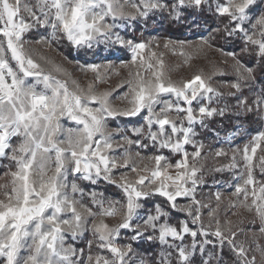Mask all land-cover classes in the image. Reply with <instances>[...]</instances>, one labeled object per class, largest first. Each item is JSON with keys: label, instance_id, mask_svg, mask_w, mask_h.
Masks as SVG:
<instances>
[{"label": "snow or ice", "instance_id": "obj_1", "mask_svg": "<svg viewBox=\"0 0 264 264\" xmlns=\"http://www.w3.org/2000/svg\"><path fill=\"white\" fill-rule=\"evenodd\" d=\"M204 5L209 10L214 5V13L227 23L201 36L197 47L212 48L217 39L240 41L239 53L216 49L225 64L232 62L235 74L224 92L212 86L211 77L200 74L173 81L165 75L163 59L152 50L161 47L159 41L137 40L120 31L135 23L147 27L155 23L156 13L166 12L178 22L182 9ZM41 30H50V37L41 34L34 42L24 38ZM0 37L4 38L0 40V160L10 161L5 175L11 177L10 183L0 184V264H152L134 247L141 240L161 245L155 264H196L197 255L200 264H224L226 247L236 264H258L245 242L238 241L245 234L244 220L236 225L227 219L221 222V193L214 194L215 205L211 199L198 198L207 183V157L202 155L205 144L196 139V126L206 128L207 120L225 116L231 110L227 104L211 106L214 98L225 97L235 98L232 107L238 117L261 124L242 147L215 150V157H229V151L231 155L229 163L211 171L233 173L234 191L225 216L243 208L252 214L248 223L259 221V234L264 236V84L256 87L264 77V0H173L171 4L167 0H0ZM61 38L75 48L103 43L131 53L129 64L137 71H129V91L122 97L125 107L112 105L110 93H96L91 84L87 91L79 85L70 90L26 48L30 43L50 46ZM186 43L165 40L162 47ZM244 56L251 57L252 66ZM99 67L86 66L93 73ZM138 116L143 120L138 126L109 127L110 121ZM147 149L155 154L142 156L140 150ZM165 150L180 158L173 163ZM134 156L147 159L152 167L130 166ZM129 167L135 179L127 173L115 176V170ZM78 181L113 184L123 199L86 191ZM153 197L162 200L148 208ZM204 209H208L207 224ZM173 213L186 218L172 223ZM117 217L114 224L105 219ZM122 230L131 233L123 244L118 243ZM85 233H91L85 248L67 243L68 236L76 241ZM257 250L259 264H264V247L257 245Z\"/></svg>", "mask_w": 264, "mask_h": 264}, {"label": "rangeland", "instance_id": "obj_2", "mask_svg": "<svg viewBox=\"0 0 264 264\" xmlns=\"http://www.w3.org/2000/svg\"><path fill=\"white\" fill-rule=\"evenodd\" d=\"M168 2V1H167ZM169 3V2H168ZM159 13H156L157 15ZM166 14V12H165ZM154 15V16H155ZM153 16V17H154ZM121 34L123 35L127 32L128 36H134L137 40H147L149 38H155L159 41L161 47L155 48L153 46L152 50L156 51L157 54L164 61V72L165 75L170 77L175 82L186 81L192 79L196 74H200L204 79H210V83L213 87L219 89L221 92L227 91L226 83L232 82L235 80V74L231 68V61L228 64L224 63V57L222 54L217 51L218 47L209 48L204 46L203 49L197 47L200 43V37L206 36V32L202 31L200 33L189 36L187 39H172L164 37L160 32H155V30H149L147 27L135 23L133 28L120 29ZM45 35L50 37L49 32L40 33L35 31L25 34V39L34 42L40 39V35ZM0 40H4L3 37H0ZM165 40H172L175 42L186 41L187 43L184 46L177 44L175 48L171 47L169 49H164L162 47ZM69 43L65 39H57L51 42V45L46 44H36L30 43L26 45V48L29 49V54L31 57L38 63H40L46 71H50L53 76L61 81H66L70 90H74L76 85H79V88L84 91L88 90L89 85H92L93 91L96 93L109 92L110 103L117 107H125L126 101L122 99L126 93H128L129 88L126 83L129 77V71L136 72V67H133L129 64L131 60V53L125 49L119 47H113L110 45L94 44L91 49L88 48H75L76 53L70 57L66 53V48ZM6 47V42H5ZM155 63V60L151 61ZM13 66H14V62ZM96 64L100 65L97 69V73H93L90 70H87L86 66ZM125 64H129L128 67H125ZM60 68V71H55L56 67ZM147 64L145 63V68ZM142 75H147L144 69H140ZM223 73V74H221ZM97 75L100 76V80H97ZM101 80L103 82H101ZM75 82V83H73ZM248 90L246 89L244 95H248ZM171 98V97H165ZM174 99V98H173ZM224 100L233 101L235 105L236 100L232 97H225ZM206 102V101H205ZM218 101L214 98L211 106H217ZM232 103V102H231ZM216 104V105H215ZM195 106V104H194ZM127 119V118H126ZM133 121H124L122 118L119 121H110L109 127H116L117 123L124 125L125 127L138 126L143 123L141 117H132ZM208 121V120H207ZM66 126H73L65 122ZM244 129L237 128L235 131L227 134L223 137L210 136L209 133H206L205 128H201L199 125L196 126V131L198 133L196 139L202 141L205 144L202 155L206 156L207 159L204 161L205 164V177L207 180L206 185H204L198 191V198H204L205 202H208L211 199V203L215 205L214 194L220 192L222 195L220 219L223 223L225 219L231 220L233 225H236L240 220H244L242 227L245 229V234H240L238 236V241L245 242L246 246L250 248L249 256L255 254L257 256V262L259 264L260 253L257 250V245L264 247V236H260L259 228L260 224L257 221L255 224L248 223L253 217L252 214L245 211L243 208H236L232 211L236 212V215H232L230 211L227 216H225L224 209L228 204L229 199L231 198V193L234 191V188L230 186L232 182L233 173L230 171H224L222 173L212 172L213 167H219L221 165L229 163L231 152L229 151V157H215L214 152L218 148H224L225 150H230L233 146L242 147L247 143L252 135H249L248 132L244 133ZM231 139L229 140V136ZM254 135V134H253ZM13 143H17L14 139ZM189 152H192L194 149L191 145L186 146ZM133 153L137 149H132ZM141 155L144 157L155 154L154 149L140 150ZM164 155L169 156V158L174 163L179 156L172 155L167 150L163 152ZM259 154V150H258ZM115 155L119 158L122 155V152L118 151ZM10 161L6 160L0 167L3 169L0 172V184L10 183L11 177L6 176L5 173L9 171L8 167ZM134 164L138 168H143L147 165L149 168L152 167V164L147 159L140 160L134 156L133 161L130 163ZM11 170H15V166L12 165ZM120 173H127L130 179H135L136 174L132 173L129 168H120L115 170L114 174L116 177H119ZM71 180V177H69ZM86 191L95 189L96 191L103 192L108 199L111 200H122V193L119 196H110L104 189H102V183L108 184L104 181H100L97 185H90L86 181H78ZM113 185V184H108ZM115 186V185H113ZM116 187V186H115ZM119 189L118 187H116ZM120 190V189H119ZM121 192V190H120ZM3 196L0 194V199ZM154 202L159 203L162 198L153 197ZM182 203L184 201H181ZM148 208L152 207V201L147 205ZM204 220L207 224L208 222V209H204ZM183 213H179L178 220L175 218L172 219V223H177L179 220L185 219ZM106 222L109 224H114L117 222L118 217L105 218ZM190 227L196 228L197 225H191ZM255 233V235H253ZM131 235L130 232L122 230L121 238L118 240V243H127V237ZM91 239V233H85L83 237L73 241L71 236H68L67 243H75L78 248H85L86 241ZM137 241L136 243H138ZM135 243V244H136ZM135 247V246H134ZM136 248V247H135ZM95 250V249H94ZM138 253H141L137 249Z\"/></svg>", "mask_w": 264, "mask_h": 264}, {"label": "trees", "instance_id": "obj_3", "mask_svg": "<svg viewBox=\"0 0 264 264\" xmlns=\"http://www.w3.org/2000/svg\"><path fill=\"white\" fill-rule=\"evenodd\" d=\"M169 4L173 2V0H167ZM155 23H149L147 28L149 30H155V32H160V34L164 37L172 38V39H187L189 36L200 33L202 31L206 32V36L209 35L211 30L216 27H223L224 23H227V20L222 17H218L214 13V5L213 10H209L207 5H204L202 9L195 8H186L182 9V18L180 21H172L168 18L167 13H159L153 17ZM215 47L221 48L223 47L226 51H236L239 53L240 41L238 38H234L231 42H225L222 39H217L213 41ZM66 53L72 57L73 54L76 53V50L68 45L66 48ZM243 60L248 66H252L251 57L244 56ZM261 84H264V77H261L260 81L256 85V87H260ZM232 102V103H231ZM230 107V111L225 114V116H215L208 121L207 127L205 128L206 133H209L210 136L223 137L227 134L235 131L237 128L244 129V133L249 135L255 134L261 128V124L251 117H245L244 115H240L239 117L235 114V108L232 107L233 101H228L224 99H220L215 107H224L225 105ZM216 105V104H215ZM122 120L133 121L132 118H122ZM6 162V160H0V166ZM3 169L0 167V172ZM102 189L110 196H119L121 194L120 190L117 189L113 185H108L102 183ZM154 202V200H152ZM173 217L175 220H178L179 213H173ZM190 242V238H189ZM134 246L142 252L146 259L152 261V264H155V259L157 254L161 250V245L157 241H146L141 240L138 243L134 244ZM211 251V247H209ZM201 258L199 255L196 257V264H200ZM224 264H236L235 257L233 254L227 249L224 250Z\"/></svg>", "mask_w": 264, "mask_h": 264}]
</instances>
